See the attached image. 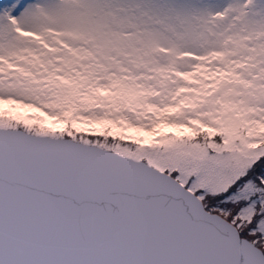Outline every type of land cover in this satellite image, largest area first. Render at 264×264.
Listing matches in <instances>:
<instances>
[{
  "label": "snow or ice",
  "instance_id": "snow-or-ice-1",
  "mask_svg": "<svg viewBox=\"0 0 264 264\" xmlns=\"http://www.w3.org/2000/svg\"><path fill=\"white\" fill-rule=\"evenodd\" d=\"M0 264H264V0H0Z\"/></svg>",
  "mask_w": 264,
  "mask_h": 264
}]
</instances>
